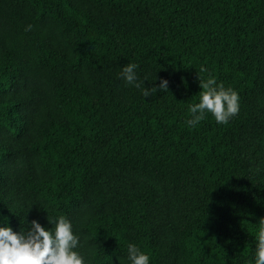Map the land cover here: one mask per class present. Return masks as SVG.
Masks as SVG:
<instances>
[{"label": "trees", "instance_id": "16d2710c", "mask_svg": "<svg viewBox=\"0 0 264 264\" xmlns=\"http://www.w3.org/2000/svg\"><path fill=\"white\" fill-rule=\"evenodd\" d=\"M210 76L239 112L190 126ZM60 217L84 264H256L264 0H0V227Z\"/></svg>", "mask_w": 264, "mask_h": 264}, {"label": "clouds", "instance_id": "9594fccd", "mask_svg": "<svg viewBox=\"0 0 264 264\" xmlns=\"http://www.w3.org/2000/svg\"><path fill=\"white\" fill-rule=\"evenodd\" d=\"M31 26H29L30 28ZM137 65L128 64L123 69V77L128 84H136ZM201 72L206 69L201 68ZM203 89L200 102L190 106L192 118L188 121L195 126L205 119V113H211L218 124H226L239 112V96L232 89L218 85L214 77L200 82ZM159 89H167V81L161 82ZM145 91L148 97L155 91ZM51 223V221H49ZM264 225V219L260 221ZM79 243L78 237L72 232V225L64 217L55 224L54 233L35 220L31 221L27 233L14 232L10 227H0V264H84L83 258L74 249ZM129 259L132 264H149L148 255L139 251L135 245L128 247ZM256 264H264V226L257 236Z\"/></svg>", "mask_w": 264, "mask_h": 264}]
</instances>
